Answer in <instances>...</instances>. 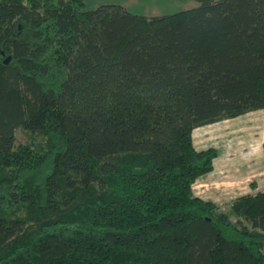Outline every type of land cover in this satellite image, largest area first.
<instances>
[{"label":"trees","instance_id":"obj_1","mask_svg":"<svg viewBox=\"0 0 264 264\" xmlns=\"http://www.w3.org/2000/svg\"><path fill=\"white\" fill-rule=\"evenodd\" d=\"M263 108L264 0H0V264H264V190L195 195L192 138Z\"/></svg>","mask_w":264,"mask_h":264},{"label":"rangeland","instance_id":"obj_2","mask_svg":"<svg viewBox=\"0 0 264 264\" xmlns=\"http://www.w3.org/2000/svg\"><path fill=\"white\" fill-rule=\"evenodd\" d=\"M108 4L121 5L131 13L153 16L192 8L198 0H84L85 9ZM252 116H237L201 126L192 133L197 150L214 147L218 152L212 173L207 179L194 183V194L213 201L223 211H228L230 203L237 197L264 190V160L256 151L255 141H250L252 133H244ZM17 136L21 141L36 145L42 142V138L20 130Z\"/></svg>","mask_w":264,"mask_h":264},{"label":"crops","instance_id":"obj_3","mask_svg":"<svg viewBox=\"0 0 264 264\" xmlns=\"http://www.w3.org/2000/svg\"><path fill=\"white\" fill-rule=\"evenodd\" d=\"M253 115L250 120L247 122L248 123V127L245 128L244 130V133H252V137H250V141H252L254 143H256V147H257V150L261 156V159L264 160V153H263V150H262V143L264 141V108L263 109H260V110H256V111H252V112H248V113H245L243 115H240V116H246V115ZM239 117V116H238ZM246 122V120L244 121ZM212 173L209 172L201 177H199L196 182L198 181H202L204 180L205 178L207 179V176ZM202 183V182H201ZM206 200V199H205Z\"/></svg>","mask_w":264,"mask_h":264}]
</instances>
